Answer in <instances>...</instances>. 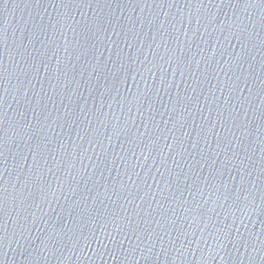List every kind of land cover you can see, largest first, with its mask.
Here are the masks:
<instances>
[{
	"label": "water",
	"instance_id": "water-1",
	"mask_svg": "<svg viewBox=\"0 0 264 264\" xmlns=\"http://www.w3.org/2000/svg\"><path fill=\"white\" fill-rule=\"evenodd\" d=\"M0 264H264V0H0Z\"/></svg>",
	"mask_w": 264,
	"mask_h": 264
}]
</instances>
